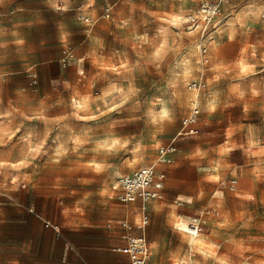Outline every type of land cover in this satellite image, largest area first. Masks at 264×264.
Wrapping results in <instances>:
<instances>
[{
	"label": "rangeland",
	"instance_id": "374dc122",
	"mask_svg": "<svg viewBox=\"0 0 264 264\" xmlns=\"http://www.w3.org/2000/svg\"><path fill=\"white\" fill-rule=\"evenodd\" d=\"M201 1L0 0V264H56L71 227L138 220L112 186L169 142L149 260L264 264V0H224L204 38L185 23ZM193 104L199 133L178 135Z\"/></svg>",
	"mask_w": 264,
	"mask_h": 264
},
{
	"label": "built area",
	"instance_id": "2783aa9c",
	"mask_svg": "<svg viewBox=\"0 0 264 264\" xmlns=\"http://www.w3.org/2000/svg\"><path fill=\"white\" fill-rule=\"evenodd\" d=\"M224 0H202L197 7L191 10L186 16V25L189 30H197L201 38H204L213 26L214 19L220 14L221 3ZM89 21V18L85 19ZM201 51H205L204 45H199ZM189 88H197V82L192 81ZM199 109L193 104L190 112L182 119L181 129L178 135L194 136L199 133L196 126L199 117ZM176 146L173 142L161 145L157 149L156 163L169 164L173 161ZM153 163L150 166L140 167L130 174L118 176L112 186L115 197L120 203H128L131 199L137 198L142 206L162 197L164 173L157 172ZM236 181L229 182V188L233 189ZM148 223L147 215L143 214L139 222L131 225L127 221L119 223L123 232L119 235L120 245L111 248L112 252L121 253L128 257L130 264H154L149 260V243L144 235H133L132 228L143 230ZM183 232L191 236H197L202 232L201 223L193 219L185 224Z\"/></svg>",
	"mask_w": 264,
	"mask_h": 264
},
{
	"label": "crops",
	"instance_id": "0c3cea01",
	"mask_svg": "<svg viewBox=\"0 0 264 264\" xmlns=\"http://www.w3.org/2000/svg\"><path fill=\"white\" fill-rule=\"evenodd\" d=\"M157 172L161 171L157 170ZM164 183L165 178L163 181V188ZM163 188L161 191L162 195ZM136 203L138 210L140 211L139 219L136 221H130L127 215H125L123 218L119 217L121 219H118L112 223L109 222L107 224H88L71 227L73 232H75L73 238L77 239V241L69 242L66 239H63L59 256L58 258H56V264H130L126 255L112 252L111 248L120 245L119 235L123 232V229L120 227L119 223L121 221H127L131 225H135L139 222L141 216L145 213L144 207L142 206L140 200H138L137 198H133L128 203L124 204ZM143 230H139L136 227H133L132 234L143 235ZM147 241L149 243L150 251V241ZM151 262L157 264L154 261Z\"/></svg>",
	"mask_w": 264,
	"mask_h": 264
},
{
	"label": "bare ground",
	"instance_id": "6f19581e",
	"mask_svg": "<svg viewBox=\"0 0 264 264\" xmlns=\"http://www.w3.org/2000/svg\"><path fill=\"white\" fill-rule=\"evenodd\" d=\"M178 19H180V18H178ZM194 56H195V52L193 51V49H190L189 51H187L183 55H181V58L178 62L176 73H175L176 79L179 76L185 75L187 73V71L189 70V67L191 65V61H192ZM166 113H167L166 107L164 106L163 103H160V105L157 107V115L162 116Z\"/></svg>",
	"mask_w": 264,
	"mask_h": 264
}]
</instances>
